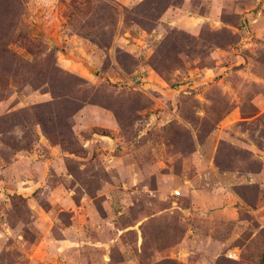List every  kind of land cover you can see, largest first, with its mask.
Segmentation results:
<instances>
[{"label": "rangeland", "instance_id": "rangeland-1", "mask_svg": "<svg viewBox=\"0 0 264 264\" xmlns=\"http://www.w3.org/2000/svg\"><path fill=\"white\" fill-rule=\"evenodd\" d=\"M0 264H264V0H0Z\"/></svg>", "mask_w": 264, "mask_h": 264}, {"label": "trees", "instance_id": "trees-1", "mask_svg": "<svg viewBox=\"0 0 264 264\" xmlns=\"http://www.w3.org/2000/svg\"><path fill=\"white\" fill-rule=\"evenodd\" d=\"M47 72V71H46ZM52 72V71H51ZM49 73V72H48ZM43 75V74H42ZM38 83H39V85H41L42 83H45V84H47L49 87H53L52 85L53 84H51V82H49V81H47V80H45V81H38ZM38 83H37V85H38ZM50 83V84H49ZM52 95H54V96H52V98L53 99H56V98H59V97H57V95H55L54 93H51ZM60 97L61 98H63V97H65V98H67L68 97V94H61L60 95ZM48 107V106H51L50 105V103L49 104H46V105H38V107L39 108H43V107ZM66 118H68V115L67 116H65ZM39 124H40V126H41V128H42V131L44 132V134H45V136H47V138L48 139H50V140H52V139H56V135L54 134V133H51V132H49L48 130H47V128H46V126H45V124L43 123V122H39Z\"/></svg>", "mask_w": 264, "mask_h": 264}, {"label": "built area", "instance_id": "built-area-1", "mask_svg": "<svg viewBox=\"0 0 264 264\" xmlns=\"http://www.w3.org/2000/svg\"><path fill=\"white\" fill-rule=\"evenodd\" d=\"M176 193H178V192H176Z\"/></svg>", "mask_w": 264, "mask_h": 264}]
</instances>
